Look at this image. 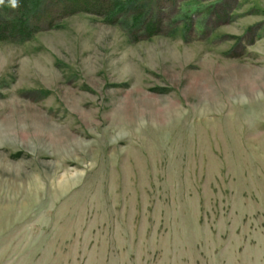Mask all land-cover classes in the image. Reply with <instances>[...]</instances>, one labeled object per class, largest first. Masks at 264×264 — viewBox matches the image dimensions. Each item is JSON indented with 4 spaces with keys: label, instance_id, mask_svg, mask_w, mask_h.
Listing matches in <instances>:
<instances>
[{
    "label": "rangeland",
    "instance_id": "374dc122",
    "mask_svg": "<svg viewBox=\"0 0 264 264\" xmlns=\"http://www.w3.org/2000/svg\"><path fill=\"white\" fill-rule=\"evenodd\" d=\"M43 1L0 36V264H264V0Z\"/></svg>",
    "mask_w": 264,
    "mask_h": 264
},
{
    "label": "trees",
    "instance_id": "16d2710c",
    "mask_svg": "<svg viewBox=\"0 0 264 264\" xmlns=\"http://www.w3.org/2000/svg\"><path fill=\"white\" fill-rule=\"evenodd\" d=\"M70 1H72L71 7L69 8V6H66L64 10L67 14H71L78 10L92 11L94 14L103 16V18L111 19L110 21L113 22L121 20V18L129 19L131 25L136 27L137 31H142L145 34H150V32L154 31L156 21L152 15H148L150 6L147 3L142 4L137 2L133 4L132 0ZM43 2V0H8L5 5L8 6V15L11 14V18L6 17L0 22V36H3L2 31L13 33L9 35H21L23 33L27 35L30 32L28 29L29 21L38 19L37 17L39 15L37 12L42 9L37 8L35 4L40 5L43 4ZM36 14L37 16H35Z\"/></svg>",
    "mask_w": 264,
    "mask_h": 264
}]
</instances>
